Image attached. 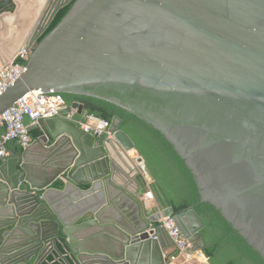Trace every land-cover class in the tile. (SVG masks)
Returning <instances> with one entry per match:
<instances>
[{"label": "water", "instance_id": "95a60500", "mask_svg": "<svg viewBox=\"0 0 264 264\" xmlns=\"http://www.w3.org/2000/svg\"><path fill=\"white\" fill-rule=\"evenodd\" d=\"M0 0V61L28 52L0 116L32 91L109 102L159 131L212 205L264 260V0ZM78 115L84 107L73 102ZM0 158V264H170L158 219L203 251L204 221L144 205V159L111 123L62 118ZM137 152V151H136ZM51 258V259H50Z\"/></svg>", "mask_w": 264, "mask_h": 264}, {"label": "trees", "instance_id": "16d2710c", "mask_svg": "<svg viewBox=\"0 0 264 264\" xmlns=\"http://www.w3.org/2000/svg\"><path fill=\"white\" fill-rule=\"evenodd\" d=\"M74 1L57 12L38 42L55 28ZM21 62L25 65V62ZM62 96L66 104L79 102L87 113L95 117L110 123L115 117L121 120L120 129L132 139L137 153L144 159L158 184L159 191L153 186L150 188L159 208L172 206L174 213L177 214L193 206L195 212L204 221L205 227L201 231V236L206 248L202 252L209 264H264L261 256L232 229L219 211L210 204L199 202L198 189L191 171L159 131L109 102L77 95ZM2 129L4 133V127H0V130ZM6 149L14 151L15 154L21 151L14 142L9 143Z\"/></svg>", "mask_w": 264, "mask_h": 264}, {"label": "built area", "instance_id": "2783aa9c", "mask_svg": "<svg viewBox=\"0 0 264 264\" xmlns=\"http://www.w3.org/2000/svg\"><path fill=\"white\" fill-rule=\"evenodd\" d=\"M28 52L22 50L11 61H0V95L11 86L25 71L23 62H26ZM71 105L66 104L60 94L53 92L43 93L32 91L20 98L15 104L0 116V127L5 131L0 138V158L9 156L6 149L9 143H16L21 149L29 146L33 140L30 137L25 121L38 123L40 120L62 118L72 121L78 127L99 139H112L111 123L87 113L80 115L77 109L64 113ZM138 158V155H135ZM144 201H154L155 197L147 185L143 194ZM156 227H161L166 238L175 251L170 264H209L202 251L194 250L193 244L184 238L171 217H160Z\"/></svg>", "mask_w": 264, "mask_h": 264}, {"label": "crops", "instance_id": "0c3cea01", "mask_svg": "<svg viewBox=\"0 0 264 264\" xmlns=\"http://www.w3.org/2000/svg\"><path fill=\"white\" fill-rule=\"evenodd\" d=\"M25 123L28 126L29 134H30V137H31V139L33 141L36 140L39 136H41L42 128H41L40 125H38V123H34V122L29 121V120H26ZM2 135H3V129L0 130V138H1ZM8 152H9V156L15 154L14 151L13 152L8 151ZM136 154L138 155V153L136 151H132V152H130L128 154V156L131 157L132 159H136V156H135ZM140 174L143 177V181H144L145 187H147V185L149 187H151L152 186V182L147 177H145L142 173H140ZM143 201H144V198H143ZM144 205L147 207V209H156V210H160L161 209V208H159V205L157 203L156 198L154 199V201H144ZM166 253L171 255V261H172L173 257L175 256V251H174L173 247H170L166 251Z\"/></svg>", "mask_w": 264, "mask_h": 264}]
</instances>
